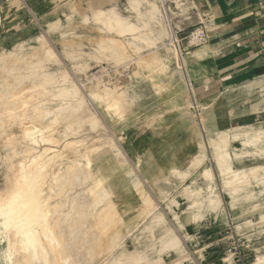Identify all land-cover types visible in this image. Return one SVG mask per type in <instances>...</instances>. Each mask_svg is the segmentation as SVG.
<instances>
[{
	"label": "rangeland",
	"instance_id": "1",
	"mask_svg": "<svg viewBox=\"0 0 264 264\" xmlns=\"http://www.w3.org/2000/svg\"><path fill=\"white\" fill-rule=\"evenodd\" d=\"M81 1L0 0V53L12 50L13 45L22 43L21 53L28 56L33 55L34 49L39 45V39H45L48 44L50 43L58 59L57 62L56 59L47 62V68L52 71L58 68L67 70L80 87L84 95L82 97L88 102V108L100 120L99 125L93 129L76 136L70 135L67 142L79 141L86 137L89 142L97 139L106 142L105 148L87 156L90 159V168L85 166L86 158L80 160L83 175L76 184L74 192L72 191L73 193L68 196L71 200L77 196L74 209H83L87 214L85 216L88 223L80 234L75 235L71 232L72 237L69 236L66 244L61 237L68 234L66 232L64 235H59L64 230L59 229L58 224L61 219H58L57 224L55 223V232L57 231L58 236L57 249L62 251L60 255L57 254V250L55 253L60 257L65 256L63 258L70 260L71 264H113L114 262L131 264L132 261L133 264H148L153 261L177 264L178 255L168 247L163 249L158 243V238L168 228L176 231L178 236L181 235L183 238L184 246L190 255V261L186 264H227L228 260L231 264H256L257 250L264 253V188L257 185L258 182L252 181L247 190L240 193L254 192L257 194L256 197L234 202L233 197L227 192L228 189L223 187L218 177L216 188L221 197L222 208L218 212H208L203 219L192 217L193 198L189 197L191 191L204 188L201 172L205 168H213L219 175L212 154L213 146L209 144L211 138L231 126L258 123L264 126V72L255 70L256 65L248 67L240 61L232 64L229 62L230 57L237 56V53L239 55L240 47L234 44L237 34L232 32L230 34L222 28L232 21L233 31L234 26L241 27L243 25L241 22L247 19L245 14L251 13L252 10L246 7L244 0H192L191 4L185 3L183 7L182 3L177 4L176 0L169 1L166 7L167 17L163 13L166 24L164 26L166 37L163 42L169 48L171 45H178L170 39V27H172L177 33L181 46L180 61H177L168 49L162 48L163 43L151 49L146 48L147 50L137 55L135 53L131 55L130 50H121L115 54L116 56L111 54L102 59H89L84 56L71 59L64 54L61 38L69 41L72 46L78 40H82L83 53L92 45L102 49L104 47L102 39L119 38L116 33L109 30L108 26L98 22L95 18L96 11L115 7L117 12L130 18L137 26L142 25L149 14L148 0H138L141 1L139 8L129 3L137 0ZM153 1L161 5V0ZM184 23L186 26L191 25V28L178 32L177 26ZM53 24H59L60 31H49ZM150 31L142 28L138 34L150 35ZM199 31L205 32L206 39L203 42L196 40L197 35H194ZM62 33L65 34L64 37H61ZM121 38L128 44L132 36L124 33ZM136 45H143L142 41L135 42L134 46ZM202 48L206 52L202 53L203 55H195L197 51H193ZM153 50H159L171 60V63L166 64L164 74L156 72L157 69L152 72L153 69L140 68L135 63L143 54ZM77 64L79 67L87 66L86 73H81ZM100 80L104 82L109 80V87L113 89L114 94L125 91L129 100H133L132 109L126 114L123 122H116L114 109L107 111L105 104H98L91 98V89ZM228 89H230L229 93ZM1 92L5 93L6 89H2ZM72 111L75 112L74 109H70L66 113ZM77 115L80 113L69 115L70 121L72 118L75 120ZM109 141L114 142L123 151L125 158L114 157L113 150L107 147ZM25 142L23 141L22 145H26ZM199 142L207 144V147H204V155L199 154ZM230 143L232 150L242 148L241 143L234 139H231ZM63 147L64 141L61 145H55L54 150L61 152ZM8 153L6 148L2 149L0 191L8 188H6L7 171L10 167V162L6 159ZM62 153L60 154L64 157L71 155L68 150ZM199 155L202 162L198 165L194 158ZM252 159L253 157L248 155L244 158V163L234 161V166L241 167L243 164L251 166ZM69 164L70 159L63 158L61 169L65 171ZM129 169L133 171L127 174ZM260 174L264 176V173H258L257 177L260 178ZM99 182L104 184L108 193L100 208H105L109 202H112L119 225L113 230L114 234H118V238L106 246L103 245L111 234L101 235L97 232L100 227L95 226L97 230L93 227V218L88 211L92 205L90 190ZM140 189L145 196L152 198L151 200L148 198L146 204L150 202L148 207L152 203L154 205V202L160 203L156 214L157 216L163 214L162 216L165 217L163 222L156 224L154 215L141 216L142 207L146 206H143L141 192H138ZM200 194L199 200L206 199L204 191ZM165 197L166 202H163ZM68 198L62 197L59 201L71 203ZM64 209L67 210V207ZM92 232L96 234L93 235ZM186 234L192 237L185 240ZM81 240H84V243ZM64 244L71 245V249H64L66 246ZM93 244L96 245L95 249ZM7 247L8 241L0 238V256H6ZM142 253L148 255V260L143 262L139 259ZM121 256H128L130 261L126 259L122 263L116 262V258ZM136 259L139 261L137 262ZM1 263L7 264L6 260H2Z\"/></svg>",
	"mask_w": 264,
	"mask_h": 264
},
{
	"label": "bare ground",
	"instance_id": "2",
	"mask_svg": "<svg viewBox=\"0 0 264 264\" xmlns=\"http://www.w3.org/2000/svg\"><path fill=\"white\" fill-rule=\"evenodd\" d=\"M148 1H150L149 14L146 16V21L144 20L140 26H137L130 18L117 12L115 7L96 11L95 18L98 19V22L108 26L109 30L116 33L119 38L102 39L104 41L102 49L97 45H92L85 53L81 52V50H84L82 40H78L72 46L69 41L61 38L65 56L71 57V59L82 58L83 56L89 59H102L111 54L115 55L121 50H130L131 55L133 53L137 55L146 48L151 49L157 44L163 43L162 48L168 49L174 54L175 59L180 61L178 46L171 45V48H169L163 42L166 37L163 6L160 7L161 5L159 6L153 0ZM129 3L131 5L135 4L136 8L141 5V1L138 0ZM162 3L164 5V0H162ZM167 23L169 24V22ZM185 26L184 23L183 25H178L176 29L178 32H183L187 28H191V25ZM142 28L145 31L150 29V35L147 33H140L139 35L138 31ZM60 29L59 24H53L50 26L49 31L56 32L60 31ZM124 33L132 36L128 44L121 38ZM64 36L65 34L62 33L61 37ZM137 41H142L143 45L134 46ZM49 44L45 39H39V45H36L33 55L28 56L21 53L22 43L13 45L12 50L0 53V162L2 161V149L5 148L9 152L6 159L10 162V167L7 171L8 183L6 188H8L5 191L3 189L0 191V238L8 241L6 256H0V258H3L0 260H6L7 264H71L70 260L67 261L66 258H63L65 256H57V254L60 255L62 250L59 251L57 249L58 236L56 234L57 231L55 232V226L58 219H61L60 223L58 222L59 229L65 232L62 231L63 233L59 234L58 231V234L61 236L67 232V236L61 237L63 242L67 244L71 232L75 235L80 234L87 225L88 220H86L85 216L87 214L83 212V209H74L75 204H77V196L73 197V195L72 200L68 196L74 190L80 177L82 178L83 171L81 170L80 160L86 158L87 165L85 166L90 168V159L87 156L92 152L105 148L104 145L106 143L102 139L89 142L87 137L79 141L67 142L70 135L76 136L93 129L99 125L100 120L88 108V102L82 97L84 95H82L80 87L70 77L67 70L58 68L52 71L47 68V62L55 59V62H57L58 59V55ZM205 52L204 48H202L195 55H203L202 53ZM135 63L140 68L153 69L152 72L157 69L156 72L164 74L166 64L171 63V60L167 55H162L159 50H153L143 54ZM77 66L80 68L79 71L81 73H86L87 66L86 68L83 66L79 67L78 64ZM108 82L98 81L95 87L91 89L90 95L98 104H105L107 111L114 109L116 122L121 123L124 121L126 114L132 109L133 100H129L125 91L120 94H114L115 92L113 93V89H110ZM2 89H6V92H1ZM2 107L3 110H1ZM70 109H74L75 112L66 113ZM77 113H80V115H77L75 120L72 118V121H70L69 115ZM231 139L240 142L242 148H234L235 150H232ZM23 141L27 143L26 145L23 144L24 146L22 145ZM62 141H64L63 150L61 152L55 151L54 146L61 145ZM209 144L213 146L212 154L219 175L213 168H205L201 172L204 188H201L202 190H193L189 193V197L193 198L191 207L194 208L192 215L194 219H203L208 212H218L222 208L221 197L216 188L218 177L221 179L223 187L228 189L227 192L233 197L234 202L240 199L256 197L257 194L254 192L240 193L241 191H246L252 181L258 182L257 185H261L264 188V176L260 174V178L259 176L257 177L258 173H264V126L259 123L231 126L219 132L216 137L211 138ZM107 147L113 150V155L116 159L125 158L123 151L114 142H107ZM198 147L200 149L199 154L204 155V147H207L206 142H199ZM37 148L39 149L37 150ZM67 150L71 155L64 157V155L60 154ZM200 155L194 158L198 165L202 162ZM248 155L253 157L251 166L244 164L241 167L234 166V161L244 163L243 160ZM66 157L70 159V164L67 165L68 167L64 171L61 166L63 158ZM260 160L261 162H259ZM88 169L86 170L88 171ZM131 171L133 170L129 169L127 174ZM90 191L92 205H89L88 211L93 218L94 224L92 223V225L94 228L95 226L100 227L95 229H98L97 232L101 233V235L111 234L108 241L103 245L106 246L111 242H115L118 238V234L115 233L117 234L115 235L113 233V230L119 226L115 218L116 209L112 202H109L105 208H100L103 199L108 196L102 182L95 184ZM201 191L206 194V199L204 200L198 199ZM138 192H141L143 206H146L145 208L142 207L141 216L149 217L154 215L156 224L163 222L165 220V217L162 216L163 214L161 213L162 215L158 216L156 214L160 203L156 204L154 202V205H152L151 201L152 206L148 207L150 202L148 205L146 204L150 197L145 196L141 189ZM62 197L70 199L71 203L59 201ZM55 201L57 203L53 204ZM163 202H166V197ZM65 207H67V210L64 209ZM60 224L64 225V228ZM147 228L149 227L147 226ZM180 237L176 231L167 228V231L158 238V243L163 249L168 247V249H172L178 255L177 264H186L190 261V255L184 246L183 238ZM191 237V235L186 234L185 240ZM90 239L92 241L91 237ZM80 243L78 244L84 243V240ZM71 247L68 244L64 249L67 248L68 250ZM56 250L57 254L55 253ZM128 256H121L114 260L122 263L128 259ZM139 259L142 261L148 260V255L142 253ZM1 261L0 264H2ZM131 264H133V261ZM148 264H162V262L153 261ZM227 264H231V261L228 260ZM256 264H264V253L260 250L256 252Z\"/></svg>",
	"mask_w": 264,
	"mask_h": 264
},
{
	"label": "crops",
	"instance_id": "3",
	"mask_svg": "<svg viewBox=\"0 0 264 264\" xmlns=\"http://www.w3.org/2000/svg\"><path fill=\"white\" fill-rule=\"evenodd\" d=\"M196 1V0H195ZM245 5L248 9H251L252 12H247L245 17L247 19L241 24V27L234 26L232 23L225 24L222 28L224 30L232 33H236L234 39L235 45L240 47L239 55L230 57L229 62L236 63L240 61L243 65L255 66V70H261L264 72V0H244ZM237 22H239L237 20ZM235 25L237 23H234ZM232 32V33H231ZM209 35V34H208ZM209 37V36H208ZM210 42V37L208 38ZM198 51V49L193 52ZM238 57V58H237Z\"/></svg>",
	"mask_w": 264,
	"mask_h": 264
},
{
	"label": "built area",
	"instance_id": "4",
	"mask_svg": "<svg viewBox=\"0 0 264 264\" xmlns=\"http://www.w3.org/2000/svg\"><path fill=\"white\" fill-rule=\"evenodd\" d=\"M169 1L171 2V1H175V0H164V5H163L162 0H161V7L163 6V13H164V15H166V17L168 15L166 7H167V4H168ZM191 1L192 0H176L177 4L182 3L181 4L182 7L185 6L186 4H191ZM170 33H171V41L178 44L177 45L178 49L181 52V46L179 44L180 42L178 41L177 33L172 29V27H170ZM197 33L198 34H196V33L194 34V35H197V40L202 41V42L205 41V39H206L205 32H203V31L200 32L199 31Z\"/></svg>",
	"mask_w": 264,
	"mask_h": 264
}]
</instances>
